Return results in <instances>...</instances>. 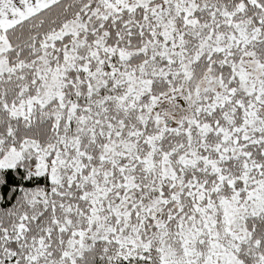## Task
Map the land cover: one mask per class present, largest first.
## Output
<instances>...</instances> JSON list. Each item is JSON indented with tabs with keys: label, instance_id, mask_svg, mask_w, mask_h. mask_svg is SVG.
<instances>
[{
	"label": "snow or ice",
	"instance_id": "obj_1",
	"mask_svg": "<svg viewBox=\"0 0 264 264\" xmlns=\"http://www.w3.org/2000/svg\"><path fill=\"white\" fill-rule=\"evenodd\" d=\"M0 264H264V0H0Z\"/></svg>",
	"mask_w": 264,
	"mask_h": 264
}]
</instances>
